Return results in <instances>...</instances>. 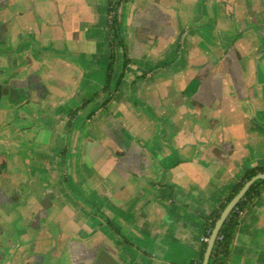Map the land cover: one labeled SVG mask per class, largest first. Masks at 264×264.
<instances>
[{
	"label": "crops",
	"instance_id": "obj_1",
	"mask_svg": "<svg viewBox=\"0 0 264 264\" xmlns=\"http://www.w3.org/2000/svg\"><path fill=\"white\" fill-rule=\"evenodd\" d=\"M109 2L0 0V264H192L264 167V0H127L113 96ZM229 264H264V191Z\"/></svg>",
	"mask_w": 264,
	"mask_h": 264
},
{
	"label": "trees",
	"instance_id": "obj_2",
	"mask_svg": "<svg viewBox=\"0 0 264 264\" xmlns=\"http://www.w3.org/2000/svg\"><path fill=\"white\" fill-rule=\"evenodd\" d=\"M126 1L127 0H110L109 2L108 30L111 35L112 55L110 58L105 91L110 92V96H113L119 92L121 84L125 78L126 68L131 64L125 54V45L122 39L123 24L121 19V9ZM119 51L122 52L123 70L115 81L114 76L118 64ZM110 99L111 97L103 106H106ZM262 173H264V167H256L250 169L245 172L239 182H237L232 187L231 194L226 202L222 205L221 210L215 215L212 221H207V238L210 237L217 220L220 218L222 211L226 208L228 203L240 192L246 182ZM263 191L264 181L256 182L255 185L252 186V188L246 193L245 197L241 200L237 207L233 210V212L221 228L209 264H229L232 245L234 242L235 234L237 233L240 226L241 216L252 205V203L262 195ZM206 249L207 243L204 244V249L199 261L192 264H203Z\"/></svg>",
	"mask_w": 264,
	"mask_h": 264
},
{
	"label": "water",
	"instance_id": "obj_3",
	"mask_svg": "<svg viewBox=\"0 0 264 264\" xmlns=\"http://www.w3.org/2000/svg\"><path fill=\"white\" fill-rule=\"evenodd\" d=\"M2 94H3V88L2 86H0V101L2 99ZM258 181H264V173L258 174L257 176L253 177L251 180L246 182L243 188L240 190V192L228 203L226 208L221 213L220 218L217 220L211 232V235H210V238L207 244V249H206V253L204 256L203 264H209L211 256L213 254L214 246L216 244L219 233L224 223L227 221V219L229 218L233 210L237 207V205L241 202V200L245 197L246 193ZM94 264H119V263L107 251L102 250L98 254Z\"/></svg>",
	"mask_w": 264,
	"mask_h": 264
},
{
	"label": "built area",
	"instance_id": "obj_4",
	"mask_svg": "<svg viewBox=\"0 0 264 264\" xmlns=\"http://www.w3.org/2000/svg\"><path fill=\"white\" fill-rule=\"evenodd\" d=\"M203 241H205L206 243H208L209 238H203Z\"/></svg>",
	"mask_w": 264,
	"mask_h": 264
}]
</instances>
